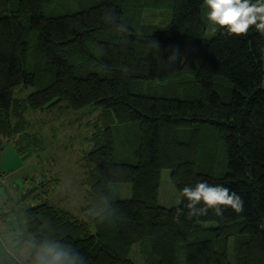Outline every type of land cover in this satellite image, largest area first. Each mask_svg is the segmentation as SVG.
I'll return each mask as SVG.
<instances>
[{"label": "trees", "instance_id": "1", "mask_svg": "<svg viewBox=\"0 0 264 264\" xmlns=\"http://www.w3.org/2000/svg\"><path fill=\"white\" fill-rule=\"evenodd\" d=\"M202 7L203 0H0V152L9 139L19 154L35 143L23 144L28 110L93 107L103 121L83 159L84 216L49 201L23 214L0 202L1 225L22 230L23 241L72 242L89 264H139L137 247L141 264H264V35L221 29L208 39ZM169 9L170 21L150 31L146 11ZM107 10L131 35L105 24ZM119 126L133 130L122 149L135 145V163L115 158ZM164 169L180 192L198 180L228 187L243 212L187 219L183 198L160 203ZM113 184H130L132 196L114 197ZM0 264H15L1 239Z\"/></svg>", "mask_w": 264, "mask_h": 264}, {"label": "rangeland", "instance_id": "2", "mask_svg": "<svg viewBox=\"0 0 264 264\" xmlns=\"http://www.w3.org/2000/svg\"><path fill=\"white\" fill-rule=\"evenodd\" d=\"M202 12L207 24L206 36L211 39L221 29L212 33L206 16L207 8L202 7ZM146 15L145 23L152 31L154 27L165 26L170 21L172 10L169 9L166 13L147 10ZM193 41L192 38L187 39L186 48ZM23 96L22 93L19 94V97ZM65 106L50 110H28L26 119L29 121L30 139H26L23 144L26 147L30 140L35 143L25 148V154H19L14 139L5 141L4 149L0 152V171L6 173L0 180V202H7L14 209L13 213L23 214L26 208L49 201L79 217L84 216L81 210L86 204L89 187L84 183L86 168L83 159L92 151L94 143L91 139L99 130H103V121L101 110L91 107L75 112L67 110ZM132 132V128L129 132L126 126L116 128L118 148L115 158L119 162L138 161L134 144H128L129 151L122 149V146H126L127 136ZM171 173L170 169H164L161 176L160 203L167 207L176 206L177 198L182 200ZM111 189L116 198H130L133 193L130 184H113ZM203 225L216 223L206 222ZM9 237L23 241L22 230L16 233L0 224V239L5 246ZM137 248L133 252V258L141 264L143 258Z\"/></svg>", "mask_w": 264, "mask_h": 264}, {"label": "clouds", "instance_id": "3", "mask_svg": "<svg viewBox=\"0 0 264 264\" xmlns=\"http://www.w3.org/2000/svg\"><path fill=\"white\" fill-rule=\"evenodd\" d=\"M203 7L207 8L206 16L212 33H216L219 28L227 36H246L254 28L264 35V0H203ZM103 20L118 33L131 35L129 27L113 10L105 11ZM148 46L159 49V42L152 40ZM97 54H102V46L97 49ZM178 55L174 50L168 61L174 62ZM180 197L186 200L187 219L206 216L209 210L217 217H223L224 209L227 208L237 214L244 210L243 199L236 192L223 185H210L207 181L198 180L195 186H185ZM181 203L182 200L177 198L176 204ZM182 214L183 210L177 207L174 219L179 222ZM6 251L15 264H89L88 259L72 242L50 237L37 239L30 236L24 241L9 237Z\"/></svg>", "mask_w": 264, "mask_h": 264}, {"label": "crops", "instance_id": "4", "mask_svg": "<svg viewBox=\"0 0 264 264\" xmlns=\"http://www.w3.org/2000/svg\"><path fill=\"white\" fill-rule=\"evenodd\" d=\"M3 173V176L0 178V180L6 175V173L5 172H2Z\"/></svg>", "mask_w": 264, "mask_h": 264}]
</instances>
